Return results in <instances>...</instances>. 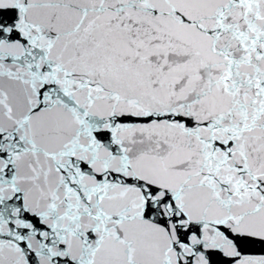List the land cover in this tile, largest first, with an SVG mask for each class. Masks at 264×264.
<instances>
[{"label":"snow or ice","instance_id":"1","mask_svg":"<svg viewBox=\"0 0 264 264\" xmlns=\"http://www.w3.org/2000/svg\"><path fill=\"white\" fill-rule=\"evenodd\" d=\"M0 264H264V0H0Z\"/></svg>","mask_w":264,"mask_h":264}]
</instances>
